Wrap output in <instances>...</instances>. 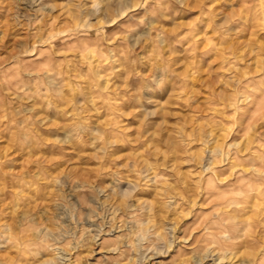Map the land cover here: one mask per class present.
Wrapping results in <instances>:
<instances>
[{
	"label": "rangeland",
	"instance_id": "rangeland-1",
	"mask_svg": "<svg viewBox=\"0 0 264 264\" xmlns=\"http://www.w3.org/2000/svg\"><path fill=\"white\" fill-rule=\"evenodd\" d=\"M263 104L264 0H0L1 264H216L207 192L259 185Z\"/></svg>",
	"mask_w": 264,
	"mask_h": 264
},
{
	"label": "bare ground",
	"instance_id": "bare-ground-1",
	"mask_svg": "<svg viewBox=\"0 0 264 264\" xmlns=\"http://www.w3.org/2000/svg\"><path fill=\"white\" fill-rule=\"evenodd\" d=\"M262 106L264 107V104ZM261 153H262L261 155L259 154L260 155V163H261V166L259 167L260 172L258 173V171H256L259 174V177L257 178V180L259 181V185L253 186V184H252L249 186L248 190L247 189L245 190L246 192H244V193H246L247 196L244 197L243 196L244 193L242 195V198L244 197L245 201H243V202L240 201L242 203H239L238 201H236L235 203H231L230 202V196L232 195V193H235V191H237L238 188H240V185L242 184L241 181L243 179H245L244 176H242L243 179H241L242 177H240V175L243 174V172L247 171V170H244L243 172H241L240 175L236 174L237 176H235V174H234L235 177L233 176V178L231 180H229V181L227 180L228 182L227 183L225 182V185L222 184L223 187H221V186L214 187L212 190H210V192H207V194L209 193L211 195V197H214L211 208H214V209L217 208L218 209L221 206V208L224 209L223 206L226 208H229L231 206V204L233 205L232 210L224 211L223 213L219 212L218 214H216V216L214 215L215 217L213 219L204 220L205 222L203 224L202 229L207 231L206 236H210L209 237L210 239L208 238L209 240L212 241V242L209 241L210 244L217 246V247L208 246L207 250H208L209 255L207 254L208 256H206V257H212L214 259V261L216 262V264H223L224 261L233 260L239 256L245 258V261L242 263H239V264H264V208H263V206H264L263 205L264 204V149H263V152H261ZM242 163H245V162L242 161ZM258 163H256V164H258ZM231 164H233V163H231ZM242 166H243V164H242ZM248 172H250L249 169H248ZM249 177H251V175ZM255 177H257V176H255ZM246 179H248V178L246 177ZM254 179L250 178V182H251V180H254ZM246 182H249V181H246ZM220 183H223V182H220ZM255 184L257 185L258 183H256V181H255ZM223 188H225V189H223ZM239 190H241V189H239ZM236 193H238V192H236ZM239 193H242V191ZM235 197H236V195H235ZM239 197H241V196H239ZM218 202H220V203H218ZM241 204H242V206H241ZM226 210H229V209H226ZM218 211H220V210H218ZM198 214H200V213H198ZM21 216H22V214H21ZM129 216H131V215H129ZM25 217L26 216L19 217L18 223H21L22 220L26 219ZM209 218H211V217H209ZM18 223H17V226H18ZM14 224H16V223H14ZM19 225L22 226L23 224L21 223ZM105 228H106V230H103V228H99L98 230H94L95 231L94 234L90 236L91 244L102 247V245H103L102 239H104L103 236H114L113 234L122 231V229L119 226H115V225L114 226L110 225L109 227H105ZM174 230H176L175 225H174L172 231H174ZM101 232H102V235L100 236ZM128 232H129V234L127 233L128 236L126 235L127 236L126 239L123 242H121L120 245L117 246V248L114 249L116 252L120 251L119 249H121L122 247H125V246L135 247L136 244L139 245L142 243V240L144 237V235L142 233L139 234L137 239L132 238V239H134V240H132V239H130V237L135 235V232L131 229L128 230ZM45 233H48V232H45ZM204 233H205V231H204ZM39 238H40V236H35L34 240H30V241L26 240V242H24V246H28L29 244L30 245L34 244L33 242L38 241ZM119 238H123L122 235H120V234L115 235L113 237V240H117ZM218 238L224 239V243H222V244L218 243V241H217ZM42 239H43V237H42ZM100 240H102V241H100ZM206 240H207V238H206ZM20 242H22V241H20ZM36 243L38 244V242H36ZM169 243L171 244V240L169 241ZM170 244H169V247H170ZM45 247L48 248L49 246H45ZM15 249H16V246H15ZM7 252L8 251H6L4 253L3 252L0 253V260L5 257L4 254H9ZM21 252H22V250H21ZM226 254H228L229 257H225ZM231 257H232V259H231ZM203 259L204 258L197 260V262H201ZM59 260L63 261L62 264H70L71 263L70 259L68 258L67 253H65L61 257H59ZM131 263H133V261ZM0 264H1V262H0ZM40 264H46V262H42Z\"/></svg>",
	"mask_w": 264,
	"mask_h": 264
}]
</instances>
